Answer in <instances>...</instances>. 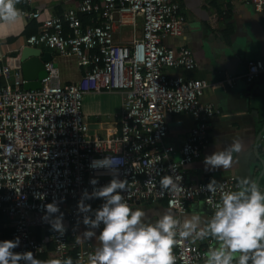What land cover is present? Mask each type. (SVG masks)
I'll return each instance as SVG.
<instances>
[{
  "label": "built area",
  "instance_id": "obj_1",
  "mask_svg": "<svg viewBox=\"0 0 264 264\" xmlns=\"http://www.w3.org/2000/svg\"><path fill=\"white\" fill-rule=\"evenodd\" d=\"M260 13L264 0H238ZM22 18L38 21L36 34L26 38L28 47L43 46L59 57H75L84 72L78 82L63 84L52 61L44 65L47 76L36 91H24L20 71L0 66V212L11 221V240L19 237L13 251H31L35 258L52 244L51 259L71 257L73 264H87L94 252L87 243L76 248L74 229L63 236L43 219L45 205L57 202L63 221L83 224L77 204L82 193L106 185L112 177L90 163L105 156H119L120 179L128 181L121 195L129 206L135 201L165 202L178 219L188 204L200 199L212 214L220 190L210 193L204 186L185 182L184 168L198 160L209 145L208 128L217 111L200 98L210 84L204 80L170 77L166 70L191 71L196 67L192 52L162 44L165 37L182 36L185 17L177 2L169 0H80L61 17L43 18L33 8L34 0H20ZM101 2V3H100ZM79 15L91 17L84 26ZM140 20L141 32L137 34ZM64 24L67 30H64ZM129 28V39L116 43L115 35ZM264 72L262 61L247 63L245 82L252 83ZM232 80L225 83L230 84ZM118 92L122 110L119 129L106 138L89 137L82 114L83 96L89 93ZM187 114L196 124L179 149L180 160L171 159V148L162 145L167 132V115ZM173 175L182 190L172 193L160 186L161 177ZM181 178V179H180ZM224 191L236 189L237 180L229 176L218 180ZM93 213L102 199L85 200ZM103 224L97 228L101 230ZM40 229L43 238L32 233ZM179 230V229H178ZM177 238L173 248L175 264H199L203 254L215 244L213 239L199 248ZM21 264H24L22 261Z\"/></svg>",
  "mask_w": 264,
  "mask_h": 264
},
{
  "label": "crops",
  "instance_id": "obj_2",
  "mask_svg": "<svg viewBox=\"0 0 264 264\" xmlns=\"http://www.w3.org/2000/svg\"><path fill=\"white\" fill-rule=\"evenodd\" d=\"M79 1L34 0L33 8L40 11L42 19L61 17L67 10L74 9ZM171 1L180 5L185 17L184 31L179 38L165 37L162 44L174 50L181 47L189 49L196 67L191 71L172 69L166 70V73L170 77L208 82L210 87L204 91L200 102L210 104L217 111L208 128L209 145L202 151L198 160L184 168L185 182L188 185H197L210 178L218 181L229 176L235 177L239 182L241 178L248 177L258 181L261 190L264 191V72L252 83L245 82L242 77L248 62L262 61L264 64V10L257 13L251 5L238 0ZM16 8H22L21 2L16 4ZM90 19L91 17L88 20L89 24ZM32 22L37 24L34 33L36 34L38 21L21 18L9 23L0 19V66L8 65L20 71L19 57L26 46L25 40L34 35H27L32 32V26H29ZM137 22V34H140V20ZM121 32L115 35L116 43H125L129 39V36H125L129 34V28H122ZM36 48L40 51V57L44 53L50 54L51 61L57 64L58 77L63 84L79 81L83 69L78 66L75 57H59L43 46ZM227 80L232 81L226 84ZM3 85L4 80L0 77V86ZM121 110L122 100L118 92L84 95L82 114L89 128V137L103 139L117 132ZM165 122L167 132L162 145L174 151L171 157L173 161H179V149L196 121L189 115L181 113L167 115ZM237 137L245 145V150L237 154V165L227 170L206 171L204 157L217 148L226 147ZM131 208L142 209L146 213L143 218L145 222H155L165 210L176 217L163 201H135ZM193 215L201 217L200 228H204L206 221L211 219L213 214L205 208L200 199H195L188 204L185 214L179 219L176 218L182 225L185 219H190ZM63 224L66 229L75 230L76 236L72 243L76 248L87 243L94 250L99 246L97 238L100 230L97 228L92 229L96 234L92 239L78 242L86 226L66 221H63ZM11 232L10 219L0 212V241L11 240ZM34 235L39 240L37 232ZM209 239L212 238L209 236L200 240L194 236L192 242L203 248ZM199 264H203V260Z\"/></svg>",
  "mask_w": 264,
  "mask_h": 264
},
{
  "label": "clouds",
  "instance_id": "obj_3",
  "mask_svg": "<svg viewBox=\"0 0 264 264\" xmlns=\"http://www.w3.org/2000/svg\"><path fill=\"white\" fill-rule=\"evenodd\" d=\"M19 2L0 0V19L9 23L21 19L23 13L16 8ZM244 150L242 140L233 138L226 147L217 148L204 157L205 170L234 168L238 163L237 154ZM123 163L119 156H105L90 163L93 169L106 170L112 179L101 187H95L98 181L91 179L92 192L85 190L77 204L79 212L84 214L82 223L86 226L78 242L92 239L96 235L92 229L103 224L97 238L99 246L89 254L87 264H175L173 248L177 238L187 240L193 235L200 240L210 236L215 241L203 254V264H264V191L258 181L243 177L235 190L224 191L223 185L211 179L203 188L210 193L219 189L220 198L204 228H200L199 215L185 219L181 225L168 210L155 222H145L146 213L140 208L133 210L121 195L128 191V181L119 178ZM160 186L172 193L182 190L173 175L162 176ZM91 199L103 200L93 213L94 218L88 215L93 212L91 205L84 203ZM45 213L43 219L53 231L63 236L66 227L57 202L45 205ZM19 243V237L0 241V264H21L22 261L24 264H73L71 257L37 259L31 251H13Z\"/></svg>",
  "mask_w": 264,
  "mask_h": 264
},
{
  "label": "water",
  "instance_id": "obj_4",
  "mask_svg": "<svg viewBox=\"0 0 264 264\" xmlns=\"http://www.w3.org/2000/svg\"><path fill=\"white\" fill-rule=\"evenodd\" d=\"M50 61L49 53H44L40 57V51L37 48L23 47L19 62L24 91H36L41 88V81L47 76L44 65ZM52 67L56 69L57 64L52 63Z\"/></svg>",
  "mask_w": 264,
  "mask_h": 264
},
{
  "label": "trees",
  "instance_id": "obj_5",
  "mask_svg": "<svg viewBox=\"0 0 264 264\" xmlns=\"http://www.w3.org/2000/svg\"><path fill=\"white\" fill-rule=\"evenodd\" d=\"M171 1V0H169ZM172 2V1H171ZM81 18V21L83 23V25L85 26L86 24H89L88 23V20H89V16H83L81 15L80 16ZM29 26H32V32L28 33L27 35L29 36L30 34H34L35 31H36V28H37V24L35 22H32ZM64 30L66 31L67 30V26L64 24ZM83 72H84V69H83ZM35 232H37V237L39 238V240L42 239L43 237V231L40 230V229H35L34 232L32 231V233L35 234ZM54 256L53 254V247H52V244L51 243H48L47 245V249L45 250V252H41L37 255V259H51L52 257Z\"/></svg>",
  "mask_w": 264,
  "mask_h": 264
}]
</instances>
